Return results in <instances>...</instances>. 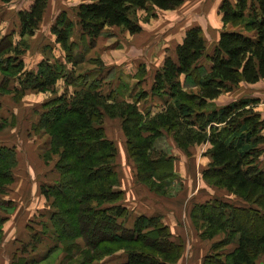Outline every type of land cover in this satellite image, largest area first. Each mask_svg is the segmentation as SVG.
<instances>
[{"label": "trees", "instance_id": "16d2710c", "mask_svg": "<svg viewBox=\"0 0 264 264\" xmlns=\"http://www.w3.org/2000/svg\"><path fill=\"white\" fill-rule=\"evenodd\" d=\"M181 1L83 0L75 16L81 36L92 45L111 26L130 34L139 32V21L130 16L135 9L171 10ZM44 3L33 0L26 10L18 11L20 37L33 34ZM218 15L222 26L210 53L205 56L202 29L189 27L173 56L163 57L147 91L139 88L128 95L129 100L119 101L113 94L121 85L104 96L95 79L66 99L58 95L41 104L44 110L38 114L36 127L50 137L59 175L56 184L41 186L39 191L55 209L50 217L55 240L49 250L59 247L64 256L69 255L66 260L75 259L76 264H92L118 248L126 254L125 264H173L180 256L182 242L171 239L158 216L138 215L131 228L125 225L128 211L121 203L122 192L116 189V146L101 125L104 117H119L126 153L136 165V180L150 191L164 195L166 181L174 175L173 158L156 153L153 147L154 138L164 131L186 155L191 145L208 143L205 153L210 161L200 177L245 203L213 198L192 204L189 218L199 238L218 236L202 264H256L264 253V152L263 166L256 163L264 142V121L255 108L259 99L243 95L222 106L213 103L241 83L264 79V0H221ZM149 16L154 15H147L143 22ZM69 24L56 17L49 31L63 50L65 62L74 64ZM19 53L11 36L0 38V73L4 78L20 74L17 88L12 87L14 94L26 87L45 92L61 77L60 64L43 60L34 70H24ZM139 72L138 81L144 69ZM0 89L7 91L4 82ZM147 97L162 99L153 113L146 106L138 108ZM0 163L5 164L0 166L2 180L11 165L4 151ZM67 225L71 230L64 232ZM78 237L82 245L76 242ZM230 244L233 248L226 250Z\"/></svg>", "mask_w": 264, "mask_h": 264}, {"label": "rangeland", "instance_id": "374dc122", "mask_svg": "<svg viewBox=\"0 0 264 264\" xmlns=\"http://www.w3.org/2000/svg\"><path fill=\"white\" fill-rule=\"evenodd\" d=\"M32 1L11 0L6 4L0 3V38L8 35L11 36L13 46L20 50L17 58L23 62L24 70L32 71V68H35L34 66L43 60L50 64H60L62 66V72L61 77L42 95L28 93L19 101L12 99L9 93H13L12 87L17 88V77L20 74L4 78L0 73V85L4 82L7 88V91L4 92L0 89V152L4 151L6 156H10L11 159L10 167L8 168L7 166V176H5V179H0V192L8 191L10 197L13 198L11 202L14 212L10 221L13 223L17 219L15 225H20L21 227L23 224L25 226L28 225V235L32 237L44 235L45 240H48V243H50V240H55V231L50 221L52 212L55 209L51 207V199L50 203H42V196L39 191L41 186L50 187L56 184L59 175L57 170L52 166V161L56 160L57 153L51 149L49 135L44 130L40 131L42 134L40 136L33 133L36 125H32V123L38 114L44 110L41 103L58 95H63L66 99L71 96V92L83 90L88 82L95 79L99 83L98 91L104 96L108 95L109 91L113 88L115 89L117 84H119L118 81H120L122 87H120L121 89H119L118 93H114L113 95L119 101L124 98L129 100L128 95L135 94L138 91L137 89H139L138 81L134 84V79L140 76L139 71L143 69L146 63L152 65L150 61H155L153 58L157 57L153 49L157 38H153L154 36L151 37L150 32L154 33L157 27H159L160 22H163V24L171 21L177 22L175 23L176 26L171 30L170 36L162 34L158 40V42L161 40V44H167L166 50L168 49L170 53L172 42L176 38H179L185 25L188 26L196 23L206 25L207 21L210 28L208 37L206 38L207 46H210L213 42L212 35L214 34V29L217 27L216 24L219 20L217 8L220 0H182L178 6L173 8V11L167 12H160V10L154 8L135 9L131 12L130 16L137 19L140 27L142 26L139 32L130 34L118 26L108 27L106 28L105 35L99 36L92 45H90L86 37L81 36L83 34L79 30L75 16L76 7L83 0H44L45 3L41 18L33 34L20 37L17 19L18 11L26 10ZM149 14H153L154 16H149L147 21L143 22V19H146ZM56 17L66 19V21L70 22L71 30L68 40L74 46L72 49L74 64L65 62L63 50L54 41V36L49 31ZM157 20L160 22H156ZM23 41L24 43L22 44ZM130 75H134L135 78ZM149 78V76H146V79H144L145 82L142 84L144 88L148 84ZM70 81H74L76 85L70 84ZM254 92H259V94L264 93V85L257 84L252 87L240 84L235 90L231 91L233 97L250 95ZM32 95H39L36 102L33 101L34 96ZM25 96H27L26 99ZM225 98H228V95H225ZM261 99L259 98L258 105H255V108L257 107L256 110L259 114L262 113L264 118V98L263 100ZM213 103L215 104L214 101ZM29 105H34V109L28 110ZM144 106L146 108L148 107L146 104ZM215 106L217 105L215 104ZM263 118L262 120L264 121ZM101 125L103 126L105 135L108 138L110 137L116 146L114 158V170L118 177L116 189L120 191L122 189L123 192H137L140 184L137 183L136 176L135 185H133L136 165L126 153L124 136H122L119 130V119L117 117L113 119L104 117ZM157 138L154 145L156 147L154 148L156 153L173 155L179 162H176L179 172L181 171L180 163L182 165L183 161H186L184 167L190 172L193 179L195 171L190 170L194 163L193 159L195 157L193 156H196L198 148L194 147L191 151L192 156L187 158L188 156L185 157L186 154L183 151L181 153L170 142L167 133L165 134L163 131ZM3 144L11 146H3ZM259 148L261 151L256 158V163L262 167L264 142L260 144ZM25 162L32 164L34 173L26 172ZM0 166L4 168L5 164L1 165L0 163ZM53 176L56 178L55 180L52 179ZM200 185H202V188L205 187L206 191L212 188V193L216 198L227 200L236 205L245 204L239 197L228 194L226 190H221V188L210 185L203 179L199 183ZM179 186V177L177 173H174L167 180L165 187L169 192H173L177 188H180ZM27 190L28 199H32V202L29 205L30 208L27 206L28 212L24 214L23 210L21 212L17 208V202L20 200V198H17V194H25ZM35 224H40L41 226L39 225L36 228ZM39 227L41 230L30 232L31 230L39 229ZM69 227L67 225L66 228H63L64 232L71 230ZM22 232L25 233V230ZM19 234L20 231H17V235L13 241L19 242ZM15 247L16 249L12 251V254H15L19 248L20 250L24 249L23 244L20 247V244L15 243ZM232 248L233 245L231 244L225 249L230 250ZM117 250H120V248ZM48 251L49 246L47 248ZM68 257L69 255L65 254L59 264H76L75 259L67 261L66 258ZM261 260L263 261L262 264H264V253L257 258L256 262L258 263ZM53 262L54 260L51 258L50 260H45L44 264H54ZM14 263L23 264V260L16 259L14 262L13 259L11 264Z\"/></svg>", "mask_w": 264, "mask_h": 264}, {"label": "crops", "instance_id": "0c3cea01", "mask_svg": "<svg viewBox=\"0 0 264 264\" xmlns=\"http://www.w3.org/2000/svg\"><path fill=\"white\" fill-rule=\"evenodd\" d=\"M2 4H6V3H2ZM219 4H218V7H219ZM158 10H160V12H167V11H173L174 9H171V10L158 9ZM217 11H218V8H217ZM156 22H160V21L157 20ZM175 23L177 22L171 21L165 24H163V22H160L159 27H157V30H155L154 33L150 32L151 37L154 36L153 38L155 37L157 38V40H155V45L153 47L154 52L157 55V57L153 58L155 59V61H150L152 65H149L147 63L144 65L143 67L144 74L140 78L141 79L140 81H138L139 77L135 78L134 75H130L135 78L134 84L138 81L137 82L138 87L145 91L149 89L150 84L152 82L153 73L155 72V70H157L161 66L163 57L165 55L173 56L174 47L177 43L180 42L184 34V31L186 29H188L191 26H199L200 29H202V34L204 36L205 45H206V50H205V56H206L207 54L210 53L211 49L213 48V45H215V43L217 42L219 32L222 26L221 21H220V16H219L218 23L216 24L217 27L216 28L214 27L215 31H214V34L212 35L213 42L211 43L210 46H207L206 37H208V31L210 28L207 21H206V25H202L199 23L188 25V26L185 25L179 38H176V40L172 42V49H171V52L169 53L168 49L166 50L167 44H164V43L161 44L160 42L161 40L159 42L158 40L159 38H161L162 34L170 36L171 30L176 26ZM204 57L202 58V61H204L205 63H208ZM34 67L36 68V66ZM35 68H32V69L34 70ZM146 76H149L150 78H149L148 84L144 88L142 84L145 82L144 79H146ZM118 83L119 84H117L115 88L116 90L119 87V85H121L120 81H118ZM257 84L264 85V79H261L258 82L253 83V84L241 83V85H249L252 87H254ZM16 86H18V84H16ZM236 88H234L233 90H235ZM188 89H191L192 92H196L197 90L196 87H193V88L191 87ZM231 91L224 92L220 94L219 96H217L214 99L215 104L217 106H222L228 103L229 101L236 99L237 97L243 96V95H240L237 97H233V94L231 93ZM28 93H36V94L42 95L44 92L38 91L37 89L32 88V87H26L21 94H14V92L9 93V94L12 99L19 101L22 97H24V95ZM225 95H228V98H225ZM32 96H34L33 101L36 102V99L39 97V95H32ZM244 96L245 97L249 96V97L258 98V99L262 98L261 100H263L264 93L259 94V92L257 93L254 92L253 94L244 95ZM26 97L27 96H25V99ZM161 102H162V99L160 100L158 98L147 97L143 101H140L139 102L140 104L138 103V108L142 109L143 107H145L144 104H146L148 106V109L150 110V113H153L155 112L156 107H158L161 104ZM256 105H258V103ZM29 106L30 107L28 110L34 109V105H29ZM260 114L263 118L262 113ZM113 118H116V117H113ZM113 118H110V119H113ZM117 118L119 119V130H120V133L122 134V131L120 128V118L119 117ZM37 122H38V116L36 117L32 125H36ZM33 131H34L33 132L34 134L40 136L42 135L40 131H43V130L41 128L37 129V127L35 126ZM164 133L166 134V132ZM167 135L169 136L170 142H172L175 148H177L182 153L181 149H179L175 145L170 134H167ZM157 137L154 138L153 140L154 148H156L154 145L156 143V140L158 139ZM45 139H46V136H45ZM108 139H110V137ZM3 146H11V145L3 144ZM208 146H209L208 143L199 144V145H191L188 148L189 154L186 156L184 154L185 157L188 156L187 158H189L192 156V152H191L192 149H194V147L198 148L196 156H193L195 157L193 159L194 163L190 170V171L193 170V172L195 171L193 179H192V175H190V172L186 170L184 167L186 161H183L182 165L180 163L181 171L179 172L176 166L177 165L176 162L177 163L179 162L176 160V158L173 157V155L167 154V156H171L173 158V163H172L173 171L174 173H177L179 180H180V186H179L180 188H177L176 191L169 192L168 190H166V187H165L166 193L164 195H159V194H156L150 191L146 186L139 183L137 180H136L137 183L140 184V188H138L139 190L137 192L135 191H132V192L124 191L123 192L121 189L122 194H123L121 203L126 207L128 211L126 221H125L126 226L131 228L133 225V220L138 215H144L146 217L158 216L160 222L167 228V231L170 233L171 239L180 240L182 242L181 254L173 264H202L203 257L205 256V254H207L210 251L211 244L218 239V236L212 239H200L198 236V231L192 225L191 220L189 218V212H190V208L192 204L202 203L205 201L212 200L213 198H216L215 195L212 193L213 192L212 188H209V190L206 191L205 187L202 188V185L199 186V183L202 182V178L199 177L200 171H202L207 166L208 162L210 161L209 155L205 153V150L208 148ZM53 162L55 161L54 160L52 161V166L54 168ZM32 167H33L32 164H30L29 162H25V168H26L27 173H34V170L32 169ZM133 178H134L133 185H135V175ZM52 179L55 180L56 178L53 176ZM221 190H224V189H221ZM20 194L19 193L17 194V198L18 199L20 198V200L17 202L18 203L17 208H19L21 212L23 210V213L25 214L26 212H28L27 206L29 207L30 203L32 202V199L31 200L28 199V190L25 194L24 193H20ZM41 196H42V203L43 202H45V204L47 202L50 203L49 198L45 199V197L42 194ZM224 196H230V195H224ZM12 200L13 198L10 197V194L8 191L0 192V264H11L13 259H14V262L16 261V259L23 260V264H30L31 262H35V264H44L45 260H50L51 258L54 260L53 262L54 264H59L64 256V252L60 250L59 247L54 248L53 250H49L47 252L48 246L50 247L53 244L51 240H50V243H48V240H45L44 235H40V236L37 235L36 237H32L28 235L29 234L28 225L25 226L23 224L24 227L23 226L21 227L20 225H15V222L17 221V219H15L13 223L10 221L13 217L12 215L14 212L12 209V202H11ZM39 225L35 224L36 228H38ZM23 230H25V233L22 232ZM38 230H41L40 227L39 229H34V230H31L30 232L38 231ZM17 231H20V234H19L20 238L18 239L19 242L13 241L17 235ZM76 242L80 245L83 244V241L80 237L76 239ZM15 243L20 244V247L23 244L24 249L20 250L19 248V250L15 252V254H12V251L16 249V247L14 248ZM126 260H127L126 254L121 249V250H116L112 252L111 254L102 257L99 260L93 261L92 264H125ZM262 262L263 261L261 260L258 263L256 262V264H262Z\"/></svg>", "mask_w": 264, "mask_h": 264}]
</instances>
